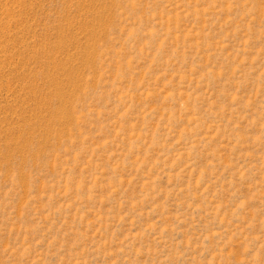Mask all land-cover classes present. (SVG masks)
I'll return each mask as SVG.
<instances>
[{"label":"rangeland","instance_id":"rangeland-1","mask_svg":"<svg viewBox=\"0 0 264 264\" xmlns=\"http://www.w3.org/2000/svg\"><path fill=\"white\" fill-rule=\"evenodd\" d=\"M0 264H264V0H0Z\"/></svg>","mask_w":264,"mask_h":264}]
</instances>
